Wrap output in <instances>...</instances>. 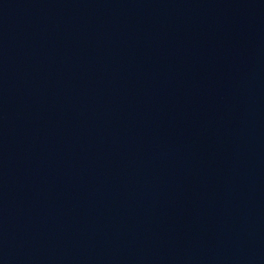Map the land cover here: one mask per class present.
Segmentation results:
<instances>
[{
    "label": "water",
    "instance_id": "1",
    "mask_svg": "<svg viewBox=\"0 0 264 264\" xmlns=\"http://www.w3.org/2000/svg\"><path fill=\"white\" fill-rule=\"evenodd\" d=\"M0 264H264V0H0Z\"/></svg>",
    "mask_w": 264,
    "mask_h": 264
}]
</instances>
